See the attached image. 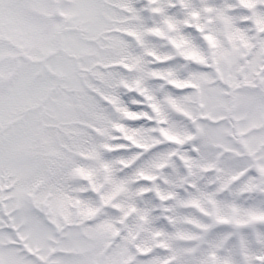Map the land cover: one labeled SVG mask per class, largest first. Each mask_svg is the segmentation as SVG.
I'll list each match as a JSON object with an SVG mask.
<instances>
[{"label": "snow or ice", "instance_id": "obj_1", "mask_svg": "<svg viewBox=\"0 0 264 264\" xmlns=\"http://www.w3.org/2000/svg\"><path fill=\"white\" fill-rule=\"evenodd\" d=\"M16 7L0 264H264V0Z\"/></svg>", "mask_w": 264, "mask_h": 264}, {"label": "rangeland", "instance_id": "obj_2", "mask_svg": "<svg viewBox=\"0 0 264 264\" xmlns=\"http://www.w3.org/2000/svg\"><path fill=\"white\" fill-rule=\"evenodd\" d=\"M18 3L27 5L29 0H5L4 7L0 9V45L10 44L11 41L8 39H4L3 37L7 36L9 30H11L13 36L15 37L17 33L21 30L22 27V17L32 13V10L29 8H23L18 10L16 5ZM109 23H113L114 21L109 20ZM104 33H101V36ZM100 37H98L99 39ZM89 43H95V41H89ZM102 52L109 53L110 49H101ZM80 59H84V56L79 57ZM11 124H9V127ZM219 162V158H218Z\"/></svg>", "mask_w": 264, "mask_h": 264}]
</instances>
